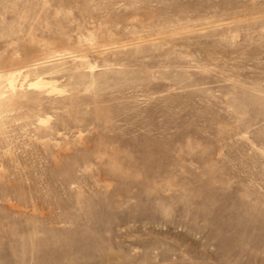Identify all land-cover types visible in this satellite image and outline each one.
<instances>
[{
	"label": "rangeland",
	"instance_id": "rangeland-1",
	"mask_svg": "<svg viewBox=\"0 0 264 264\" xmlns=\"http://www.w3.org/2000/svg\"><path fill=\"white\" fill-rule=\"evenodd\" d=\"M0 264H264V0H0Z\"/></svg>",
	"mask_w": 264,
	"mask_h": 264
}]
</instances>
